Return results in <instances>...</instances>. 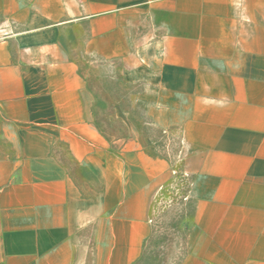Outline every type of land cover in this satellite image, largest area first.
<instances>
[{
  "label": "crops",
  "instance_id": "obj_1",
  "mask_svg": "<svg viewBox=\"0 0 264 264\" xmlns=\"http://www.w3.org/2000/svg\"><path fill=\"white\" fill-rule=\"evenodd\" d=\"M176 168L178 264H264V0H0V264H135Z\"/></svg>",
  "mask_w": 264,
  "mask_h": 264
},
{
  "label": "rangeland",
  "instance_id": "obj_2",
  "mask_svg": "<svg viewBox=\"0 0 264 264\" xmlns=\"http://www.w3.org/2000/svg\"><path fill=\"white\" fill-rule=\"evenodd\" d=\"M144 91L147 92V88L144 87ZM136 92L141 91H136L134 85L122 84V100L127 102L126 106L133 115H145L146 104L143 105V110L141 106L136 107ZM174 175L170 186L166 187L153 204L152 234L135 264H178L190 249L194 233L191 177L177 168Z\"/></svg>",
  "mask_w": 264,
  "mask_h": 264
}]
</instances>
